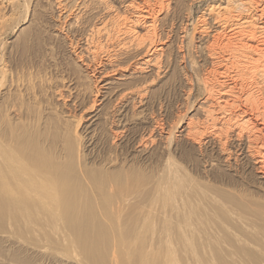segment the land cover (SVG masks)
<instances>
[{"label": "rangeland", "instance_id": "1", "mask_svg": "<svg viewBox=\"0 0 264 264\" xmlns=\"http://www.w3.org/2000/svg\"><path fill=\"white\" fill-rule=\"evenodd\" d=\"M53 1L54 0H0V143H1L0 146H6L9 148L12 146V148H10V149L14 150L13 153L16 152L15 153L16 156L20 155L17 158L19 159L21 157L19 160H21V162L23 161L22 162L23 164L26 163V166L28 168L30 165L28 166V164H27L29 162V158L27 157L28 156L27 154H29V156H30L33 151H35L32 155L33 157L35 156V153H37L38 155L40 154L39 156H42V158L47 159V160L44 159L45 160L44 164L46 161L47 162L49 161L48 163H50L51 161L54 160L55 162H53V166L51 165V163L49 165H48V163L46 164V166H48L49 169L51 167L55 168V170L53 169V173L50 172V170L52 168L50 170H48V168L46 166H44V164H43V166H44L45 172L48 170L49 173H48V171H47V174L45 172H44L45 174L42 173L43 169L40 166V164L42 165V163L40 162V160H37L36 157H34L33 160L35 159L34 162L39 163L37 165H39V167L41 169L38 170V169L34 168L35 163L34 162L32 163V160H30L31 163L33 164V166H32L33 168H29V170L32 169L31 172H34V170L36 169L37 170V171L35 170L36 175H39V176L44 175L45 179L47 181L49 180L46 183L48 186V191H53V190L55 191L56 190L55 192H57L58 194H61V197L64 195L63 197H65V198L68 197L69 195L71 196V194H73V196H77V197H79V195H81L79 197L80 202H79V200H77V197L71 196L72 199H75V202L77 201L80 203L79 204L76 202L77 205H75V206H77L78 208L74 207V214H73L72 209H71V213L69 212V210H70L69 208H67L66 210H68L69 213L68 212L67 213L69 215L71 214L72 217L74 216V218H73L74 222L77 221V219H78V221L81 219V222L84 225L82 223H80V221H79L76 224L80 223L83 226H82V228H80V227L76 228L78 225L76 226V224H74L72 222L73 221L72 217H68L69 215L66 212H65V214L68 215V216H66V218L67 217L68 218H67V220H65L66 219L65 216L62 215V213H61V211H63V209L66 208V207H64L65 203L64 204L60 203L59 208L61 211H60V213H57V216L55 215L54 218L61 219V222H62V219L65 218L62 223L63 224L68 223L66 225L67 227H68L69 222H70L69 220H72L71 223L74 224L76 229H73L74 226L72 228L71 227L72 225L71 226L69 225L71 227V231H72V229L74 230V231H72V235H71V231L66 233V231H64L65 229L64 230L58 229V228H60V225H59V227L58 226L56 227V225L58 223L57 220H56V222L54 221L55 222L54 223L53 220L48 217L49 214H46L48 211H45L46 213L44 212V214H43L42 212L46 208L42 210L43 207H41V206L37 207V205L33 204L30 200V197L28 196V198H29L28 199L27 196L24 194V191H21V192H22V194H24V196H26L27 201H28L26 205L29 207L26 208L24 205L25 203H23L26 201L25 198L23 200L24 196H22V199H21V200H23L22 204H16V206L15 205L12 206L10 203V199L15 195L16 192L18 193V191H14L13 185H12L9 177L7 176V174L3 170V168L0 166V181L3 182V180L4 179L6 180V177H7L9 187L13 188V190L12 189L8 190V186L3 182L4 187H2V190L4 191V204H3V206L0 204V264H56V263L62 264V262H65L63 264H75V263L78 264V262L80 261V258L78 259V257L80 255H82L80 257H83V259H81V261H83V262H81V264H85V262H86V264H88V263L89 264L90 263L98 264V259H100V257L103 258V260L100 261V264H104L103 262L104 261L107 262L106 260H108L107 258L109 256H110L109 257L110 260H108V261H111V258H112V260H114V262H116V264L117 263L118 264H124V263H126V264H133V263L134 264H143L146 257L147 258L145 261H147L148 263L144 262L145 264H153L156 261L157 262L155 264H163V255H164L163 252L164 251L160 245L158 247V244L160 241V239L158 238L160 236L159 230L160 231L162 230V228L159 229V227L161 226V222H159L160 220L158 218H160L161 215L159 217L156 215L159 214L158 210L162 209V205L166 204V202L169 201L168 198L171 199L173 196L170 195L171 193H169L168 197L167 198L165 197L166 200H164L165 198L163 196H162L163 199L161 197H159V200H158L157 199V197H158L157 192H158L159 182H160V184H162L161 182L164 183L165 179H163V177L166 178L168 173L172 172L171 171L172 167H174L172 170L179 169L178 171L176 170L175 172H177V174H179L177 176H180V177L182 176L181 178H179L180 182L182 183L181 187L185 188L184 189L186 191V192L184 191L185 196L188 195L187 197H185L186 199H188V201L184 200V194H183V192L182 193L180 192V195L183 194V195H181L183 198V203H184V201L190 202V204L187 202H186V204H189L188 208H191V209L185 210V211H188L189 215H190L189 212L192 211L191 216L194 215L193 213H195V216H193V217L190 216L191 218L187 217L188 223L190 220H192V221H190V224H192V222H195V223H193L194 225L196 224L195 226H197V224H198V226L202 225L200 230L202 228H205L204 225L205 226L207 225L204 230L202 229V232L205 230L208 231V229H209V231L208 232L206 231V233L204 232V234L206 235L208 233L207 234L208 236L207 235L206 236L210 237V238H211L210 234H212V238L215 235L214 236L215 240L214 239L212 240V238H211V240L213 241V243H214V241H216V243L218 242L217 243L218 245H221V246H218L219 249H217L216 246H215V249H213L214 248L213 245L215 243L213 245H211L212 243H209L211 245V247L209 248L211 250L208 251L209 253L211 251V254H210L211 257L210 258L215 259L217 255H220V257L224 258V256L227 257L230 254H233L234 252L235 253L233 255H237V258H240L241 257L240 255H242L243 257L246 258L248 256L247 251L246 252H243L245 250H243V251L238 250L237 251V249H236L238 246L235 245L236 242L235 243L233 242V238L231 236L232 233H235L234 235L237 238L239 237L238 239L242 238V239H244V241L246 239L251 241L252 243L248 242L247 240L245 241V242H247L246 244H249L250 248L252 247L253 243L258 244V245H253V247L251 249L246 247L247 250L253 249L255 251V252L250 251V255H254L253 258L255 260L250 258V259H252V261L254 260L253 262H251L248 259L241 257L240 258L241 260L244 259V260H242V261H244L243 264H245V263L255 264L254 262L255 261L257 262L259 260H260V264H263L264 261L262 260L263 258L261 256H264V241H263L264 240V238H263L264 237L263 236L264 235V218H263L264 217L263 216V214H264V185H263L264 180L263 179L262 180L257 179L255 177V175L253 174V172L250 171V169H248L249 165H247L243 162L234 163L233 164L234 166L231 168V172H229V175H231L233 177H230L227 174V175H225L226 177L228 176L226 178L225 176H223L224 173L220 170V167L218 164L219 160H217L218 158L216 156H214L216 154H213L211 156L212 158L210 156L207 157V153H206L207 150H206L205 146H202L201 143H199V141H194L193 139L188 138L184 133H182V135H183L182 136L178 132V131H181V128H185L187 126V124L190 122L189 120H190L191 116H192L191 120H193L194 123H197L199 118H201L200 114L198 116V113H195V111H192L193 108L196 106V104H198V102H200L203 98V96L200 95L201 92H199V90H198V89H200V87L197 85L196 75L198 73L197 76H199V73L201 72L200 74H202L203 71L208 72V70H210V68H211V66L209 65L210 64L209 55H208L209 53L207 54V51L209 52V50H211V49H209L210 48L209 46L211 45L213 40L211 39V37H209L210 36L209 35L206 39L203 38L204 39V41H203L199 38L200 36L197 34V32L201 30V26L203 25L202 24L203 21L210 19V21H208V22H211V21H213V19H215L216 13L217 14L220 12L222 13V11L225 10V9H220L222 7H226L225 0H211V1L210 0H208V1L207 0H205V1L204 0L203 1L202 0H193V1L192 0H165V1L164 0H152V2H151V0H146V1H149V5H151V6H154L156 3L159 4V5L158 4L155 5V10L158 12V13H156L157 14V16L155 18L156 21L154 22L155 26L153 25L154 27L150 28V31H151L150 34L153 33V34H155V37H157V41H158L157 47H159V49H160V47L163 48L161 50V54H159L160 56L158 55L159 58L157 57L156 66L154 68H152V70L151 69H147V70L146 69L145 70L140 69V70L134 71V68H135L134 61H131L128 64H125L127 59L125 56H121V57H119L118 60L113 61L110 64V66L112 67V69H111L112 71L107 72V74L105 75V79H110L113 82V89L115 87V89H114L115 92H113L114 94L118 93V92L120 93V91H125L126 89L130 88L132 85H138V87L136 88L138 90L135 89L133 94L135 96H140L143 98V105L141 106L140 109L137 110V111H141L143 115L140 112V114H141L139 117L140 121L136 122L138 124L137 127H133V126L130 127V131H129L128 138H127V140L129 139V141L123 140L126 145L120 139L116 138L115 133H114L115 129H116L115 127H110V128L107 127L106 128L103 125L104 124V116H103L104 113L111 112L112 110L115 109L116 106H118L119 102L113 101V100H116V99H114L115 97L112 99L110 98L111 101L109 100L107 102L108 103L107 106L105 105L106 107L105 108L103 107L101 117H100L99 121L97 122V124L95 123L91 135H88V133L91 129L87 130L88 132H84L85 131V130H83L84 126H86L90 123L88 121V119L91 115L95 114L94 109L96 107H98V105H99L96 102L97 96H95L93 94L94 93V86H93L92 81L94 78L92 77L91 73L89 72L90 70H88L89 69L88 68L89 67L88 61L91 60V57L90 56L85 57V55H82V56L80 55V57H79L78 53L80 52V50H77V48H74L75 46H72V48L69 47V45H70L69 40L72 41V40H74V38H71L72 36H70L68 34H67V36H65L66 31H63V30L61 31L60 29H58L59 26L57 27V25L59 22L56 18H54L55 14L57 12H56V7H53V6H55V3H54L55 1L54 2ZM74 1L75 0H68V1L66 0V2H71V3ZM161 1H162L163 5H167L169 3L168 4L169 7L167 6V8H166V10L168 12L166 10L162 11L159 9ZM195 1H197V2H195ZM106 2L110 3V0H106ZM139 2L141 4H143V1H139ZM203 2H204V4H203ZM212 3H213V5H212ZM115 6H116V8L118 7L116 10L117 12L114 10V8L113 9L109 8V10L106 12V15H112L114 17L122 15L121 16L122 18L120 17L119 21L122 22L123 18H127V20H128L127 22L126 21L123 22V26H124L123 28H126V30H127V28L132 27L131 22H130L133 18V17H131L132 16L131 11L129 13H122L123 8H120L116 4H115ZM209 6H212V7H209ZM216 7H217V9H216ZM188 8H189V11H188ZM230 10H233L232 6H231ZM210 11H212V12H210ZM165 12L169 15H167ZM189 12H192L191 13L192 15L189 14ZM209 12H210V14L208 15ZM165 14H166V17H165ZM53 15H54V17H53ZM163 16H164V18H163ZM157 19H158V21H157ZM160 19L162 20V22ZM163 19H165V21ZM192 20H193V22L191 23ZM83 21H85V19ZM181 21H182V23H181ZM86 23L90 24L91 22L88 20V21H86ZM179 24H181V25H179ZM54 26H55V28H54ZM156 26L158 28H156ZM184 27H186V29ZM216 28H217V26H216ZM153 29H154V32H153ZM142 33L145 34L144 29H139V28L137 29L136 28V29H133L132 31H130L127 34V36H125V37L128 39L135 40V39H138V37L143 36ZM166 35H168V36H166ZM169 35H171V36H169ZM62 37L64 40L65 39L66 40L64 41L62 39ZM59 38H60V40H59ZM177 38H179V39H177ZM195 38H197V39H195ZM159 39H160L161 43L159 42ZM166 39H167V41H166ZM63 41H64V43H62ZM162 41H164V42H162ZM197 41L199 43H197ZM198 44H199V46H198ZM201 47H202V50H201ZM197 48H198V50H197ZM216 51L219 52V49L217 48ZM201 52H203V54H202L203 56L201 55ZM198 56L200 57V59L198 58ZM179 57L182 60L184 58H187V60L189 61L188 64L186 63L187 62L186 59L182 61ZM87 58L89 60H87ZM100 58H101V60H103V62H105V60H106L105 57H100ZM203 59L206 60V62ZM197 60H199V61H197ZM195 62H197L198 64ZM92 64H95V62ZM162 64H164V65H162ZM193 64H194V66H193ZM206 66H209V67H206ZM187 67H188V69H187ZM192 67H194V70L192 69ZM197 67H199L200 69L198 70ZM157 69H159L160 71H157ZM182 69H184V70H182ZM195 69L197 72V73L195 72L196 74L194 72H192V71H195ZM155 73H157V74H155ZM186 76H187V78H186ZM188 81H190V82L188 83ZM192 82H194L193 84H194V87L196 86V88H195V92H194L192 99H189L188 98L189 94H188L187 89H190V84ZM92 100H95V103H93ZM193 100H194V102H193ZM109 102H111V103H109ZM89 104H90V106L93 105L94 107L90 109ZM132 113L130 115H133ZM196 114H197V116H196ZM194 118H196L195 121H194ZM76 123H78V124H76ZM154 123H156V124H154ZM103 126H104V128H103ZM179 127H181V128H179ZM112 128H114V129H112ZM198 128H200V127L198 126ZM135 129L137 130L136 132H134ZM139 129L141 130V132L142 131L143 132L142 133L139 132L140 131ZM151 130H152V132H151ZM170 132L172 133L171 135L173 136V138L176 139V141L178 142V143H176L177 144L176 149H175V147H173V148L167 147V145L169 143V139H170L168 134H170ZM133 134H134V136H133ZM135 135L143 136L144 143L148 144V146L146 144V150H145L146 151L145 152L146 158L144 155L140 159L135 158L136 155L133 152V151H135L134 150L135 147H133V146L131 147V144H130V139L134 140V142H135ZM90 136H92V137H90ZM101 136H102V138H101ZM99 139H100V142H99ZM87 140H90L91 142L86 144ZM96 141H97V143H96ZM119 142L121 143V145ZM3 143H4V145H3ZM91 143H93V145L91 147H89ZM76 144L78 146L80 145L79 148L81 150H78L80 152H77L78 146ZM150 144H152V145H150ZM24 145H25V147H24ZM13 146L15 148L17 146L18 147L15 150V148ZM75 146H77V147H75ZM28 147H29V149L32 147L30 149L31 152H29L30 150L27 149ZM179 148H181L182 150ZM190 148H191V151L189 150ZM121 149H122V151H121ZM124 149H126L127 151L126 150L124 151ZM168 149H170V150H168ZM148 150H150L148 152L149 154L147 153ZM87 151H88V153H87ZM18 152H19V154H18ZM22 152H23V155H22ZM130 152H132V153H130ZM78 155L80 157L83 156V157H81L82 160ZM166 155H167V157H166ZM25 157H26V159H25ZM47 157H49V158H47ZM71 157L74 158V161L71 159ZM125 157H126V159H125ZM30 158H31V156H30ZM53 158H55V159H53ZM76 158L77 159L80 158V160L76 161L77 160ZM171 158L173 159L172 161H171ZM204 158H206V159L204 160ZM213 158H216V159L214 160ZM27 159H28V162H27ZM57 159H58V162L60 161L59 163H57ZM113 159H114V161H113ZM80 161L83 162V164H82L83 166L81 165L82 162H80ZM207 161H208V163L210 161H213L212 163L214 164L212 166L213 169L211 168L212 172L210 174H208L206 172V167L208 165ZM167 162L171 163L172 165H170L169 163L167 165L166 164ZM55 163H57L58 166L60 165L62 167H65L62 170L63 172H64V169L68 170V171L66 170L63 173V174L66 173L65 175L69 174V177H67L68 175L66 176L67 180H64L66 178H64L65 175H62V171H58V173L61 172V175H62L61 180L64 182H68L69 180H71L70 176H73V173H74V177H73L74 180L73 181H75V179H76L75 178V172L78 171L76 173L77 180L74 182L75 184L72 183L73 182L72 180L68 182L69 185H75L74 187L71 186V188L68 190V189H65L67 187L69 188V186H66V185H68V183L65 185V184H61L62 181H60L61 183L57 179L55 181L54 171H56V169H57L56 167H58L55 165ZM85 163H86V166H84ZM108 164L110 165L109 168H107V166H109ZM165 164H166V166H165ZM173 164H175V165L173 166ZM37 165H35V166H37ZM50 165H51V167H50ZM132 165H133V167H132ZM138 165H139V167H138ZM205 165H206V167H205ZM54 166H56V167H54ZM96 166H99V169ZM27 167H26V169H27ZM62 167H59L60 168L59 170H61ZM80 167H81V170H80ZM87 167H88V169H87ZM91 167H93V169ZM164 167L166 169L169 167L168 173L165 171L166 169ZM234 167H236V168H234ZM83 168H84V170H83ZM103 168L106 170H109V172L113 171L114 173H110L111 174L110 175L107 172V174H106V172L104 171ZM23 169H24V171H23ZM26 169H25V166H24V168L22 167V169L20 171L24 172L25 176L23 175V176H20L17 178V179H21V177L23 178L22 181L20 180L22 185L25 184V180H28V179L31 180V179H33V176L35 175L34 173H30V171H28ZM96 169H97V173H99V174H97V176L94 177V179H96L98 177V181H95V180L92 181L91 185L84 183L82 180L83 179L82 174L84 173V171L89 170L90 172H88V171H85V172L86 173L88 172L90 175L92 173H93V175H95ZM163 170L166 173L163 172ZM70 171H71V174H70ZM101 171H102V173H101ZM119 172H121V173H119ZM38 173H40V174H38ZM79 173H81V174L79 175ZM104 173L107 177H105ZM164 173L167 175H165ZM30 174H32L33 176ZM102 174H103L104 178L108 180L109 185L111 184L112 189H110V187H109V189H108V187H106V189H107V191H106V189L102 188V186L99 185V183H101L100 180H102L101 178H103V176H100ZM113 174H116V175H114L116 178L113 176ZM117 174H119V176ZM182 174L185 176V179H184V176ZM27 175H29V177ZM51 175H53V176L51 177ZM78 175L81 176L82 179L78 178ZM162 175H165V176H162ZM109 176L114 177L116 179V181L114 179L113 180L114 182H113L112 177H111L112 178L111 180L108 179ZM99 177H100V180H99ZM122 177L125 179V181ZM118 178L119 179L122 178V179L119 180ZM17 179H15V181L19 182V180H17ZM52 179H54V180H52ZM126 179H127V181H126ZM179 179H178V181H179ZM182 179H183V181H182ZM79 180H81L82 182L81 181L79 182ZM121 180H123V183L121 182ZM186 181H188V182L190 181V182L188 183ZM94 182H95L96 186H97V184L99 186L95 187L93 185ZM120 182L122 183V186H121ZM58 183H59V185L60 184L63 185V187L58 188V186H56V185H58ZM81 183L85 184L86 186L82 185ZM126 184H128L129 186ZM133 184H134L135 188H133ZM258 184H261V185H258ZM114 185H115V187H114ZM131 185H132V188H131ZM185 185H187V186H185ZM89 187H91V188H89ZM99 187H101L102 190H99ZM62 188H63V190H62ZM34 189H35V187H34ZM50 189H52V190H50ZM73 189H75L76 195H75ZM35 190L37 192L39 191V189H35ZM110 190H111V192H110ZM125 190H126V193H124ZM194 190H196V191H194ZM198 190H199L200 196L197 195ZM226 190H228V192ZM90 191H91V193H90ZM92 191L95 193H92ZM122 191L124 194L122 193ZM130 191H132L131 194H130ZM134 191L135 192L138 191L137 192L138 195L136 193L133 194ZM21 192H20V194H21ZM191 192H192V197H193L192 200L195 203L190 199L192 197H189ZM67 193L68 194L70 193V194L68 195ZM77 193H78V195H77ZM111 193H112V195H111ZM127 193L129 195H134V197H136L135 203L137 202L136 203L138 206L137 208H139V209L138 210L136 209V210L138 212L136 210L131 209L132 212L129 213L130 211L128 208V210H125V211L126 212L129 211L128 212L129 214L126 213L125 211H124V213L126 215H129V216L131 215L129 217L130 221L129 222L127 221L128 216H126V215L124 216V214L122 212H121L122 215L120 216L121 218H118V220L119 219L120 220L117 221V219H114V218H117L118 215H120L119 213H118V215L115 214L116 212H118V207L120 208V205H118L120 199L119 200H117V199H118V197L122 198L123 196L128 195ZM82 194H83V196H82ZM94 194H96V195H94ZM135 194H136V196H135ZM92 195H94V197ZM102 195H103V197H102ZM144 195H145V198H144ZM202 195H203V198L201 197ZM87 196H89L90 198L92 197V198L90 199ZM152 196L154 197V199L155 198L157 199L156 204H155V201L153 200ZM18 197H19V194L17 195L16 199H19ZM220 197H222V200ZM225 197H226V199H224ZM230 197L236 198L237 201L235 199L233 201L230 200L229 199ZM100 198H103V199H100ZM160 198H161L162 202H161ZM207 198H208V200H206ZM240 198H242V201ZM88 199H90L92 201V202L90 201L91 205H90V202L88 201ZM149 199H150V201L153 200L152 201L153 203L151 202L153 205L155 204L154 205L155 207L153 206V208H154L152 211L153 214L158 207L161 208V209L158 208L156 214H154V215L152 213H150V211L152 209L149 210L150 209L149 205L151 204ZM177 199H179V198H176V200ZM197 199H199V200H197ZM213 199H215L216 203ZM239 199H240V203H242L241 205H240V203H238ZM247 199L249 200V202ZM251 199H253V200H251ZM100 200H102V201H100ZM116 200L118 201V203H116ZM143 200H145L146 202ZM212 200L214 202H211ZM218 200H219V203H217ZM15 201H13V203ZM20 201L17 200L15 203H17V202L19 203ZM206 201L208 203H205ZM220 201L224 202L225 205H227L226 202H228L227 207L224 205V203L221 204L222 205L221 206ZM253 201H255L256 203H254ZM29 202H31L30 203L31 205L30 204L28 205ZM147 202H148V205L146 204ZM196 203H197L198 207H196L197 206V205H195ZM230 203H231V207H230ZM234 203H237V207H236V204H234ZM113 204L115 205L116 209L114 208ZM140 204L142 205L141 208H140V206H141ZM144 204H145V206H144ZM158 204L161 206H159ZM168 204H169V202H168ZM62 205L64 207L63 209H61ZM89 205H90V207H89ZM92 205H93V207H91ZM166 205H165V207H166ZM184 205H185V203H184ZM199 205H202V206H199ZM216 205H217V207L215 208ZM232 205L235 207V209L233 208ZM253 205H255L254 206L255 208L253 207ZM14 206H15V208H14ZM168 206L169 205H167V207ZM262 206H263V209H260V208H262ZM19 207H20V209H19ZM35 207L37 208V210L42 211L41 215L39 214V212L36 210ZM79 207H80V209H79ZM195 207H196V209L198 208L197 210H199V213L201 212V210H203V212L205 210L204 214L207 217L204 216V214H202L204 217H202L201 214L198 215V211H195ZM200 207H202L201 210H200ZM223 207H225L226 209ZM76 208L78 210H76ZM113 208H114V210H113ZM131 208H133V207L131 206ZM151 208H152V206H151ZM210 208H212V209L210 210ZM140 209H142V213H144V214L147 211V214H145V215L150 214L149 217L147 216V218H150V220H152L149 222V224L147 221L148 219L146 218V216L144 214L141 213ZM223 209H225L226 211L228 209L229 211L225 212V210L223 211ZM25 210H26V212L28 211L27 215H25V213H26ZM75 210H76V212L78 211V214L75 212ZM101 210H102V212H101L102 215L100 214ZM104 210L105 211L109 210V211L105 212ZM34 211L36 213H38L39 216ZM79 211H80L81 217H84V218L79 219V217H80ZM114 211H115V213H114ZM165 211H166L167 216L170 214L169 216L171 217V222L173 220H175V218H174L175 214L171 215V210L169 211V209L167 210V208H166ZM212 211L214 212V214ZM56 212H58V210ZM56 212H55V214H56ZM110 212H111V214H110ZM182 212L184 213V210ZM211 212H212V216L214 217V218L212 217L213 219L212 218L210 219ZM229 212H230V215H229ZM29 213H32L33 215H30ZM135 213H136V217L134 215ZM34 214H36L37 216H35ZM76 214L78 215V218H77ZM85 214H88L89 216H86ZM114 214H115V216L117 215V217H115ZM139 214H142V215H139ZM217 214H218V216H215ZM227 214H228V217H227ZM42 215H44V216H42ZM60 215H61V217H60ZM97 215L101 218H99ZM104 215L106 216V218L104 217ZM138 215L143 216L142 219L139 218V220H138L137 219L139 217ZM186 215H187V212L185 213L184 216H186ZM189 215H187V216H189ZM260 215L262 217H260ZM85 216L88 218L90 216H91L90 218H93V217L94 218L91 219V221L89 218V221H87L88 219ZM132 216H134L133 217V219H134L133 224L131 223L132 222L131 221ZM199 216L202 219H200ZM232 216L240 218L241 222L243 221L242 223L247 225V226L244 225V227H246V230L244 227L240 228L241 226H236V223L233 224L234 222H231L232 219L230 218ZM25 217H27V218H25ZM37 217H39V218L42 217L41 218L42 220L37 218ZM43 217H45V218L43 219ZM151 217H152V219H151ZM251 217L252 218L255 217L254 218L255 221ZM28 218H29V220H27ZM122 218H124V219H122ZM144 218H146V219H144ZM172 218H173V220H172ZM198 218L202 224L199 223ZM207 218L210 220V222H209V220H207ZM258 218H259V220H258ZM37 219H39L40 222ZM50 219L52 221H50ZM82 219H84L85 223ZM196 219L198 221H196ZM203 219L208 221V222L206 223L205 221H203ZM217 219L219 220V222ZM45 220H46V222H48L46 227L44 225ZM93 220L95 223L94 226H92ZM123 220L127 221L126 225L122 226L121 230L116 229V231H115L114 228L117 226L119 227V223L120 224H121V222L124 223ZM141 220L143 222H144V220H146L145 221L146 223L145 222L144 223L148 226L144 225V223H141L142 222ZM201 220L204 222V224ZM251 220L254 221V222H252V224H251ZM28 221H29V223H28ZM66 221H67V223H66ZM116 221H117V223L119 222L118 224L116 223L117 226L114 225V222H116ZM134 221H135V223H134ZM244 221L246 223H244ZM260 221L261 222L263 221L262 225H261ZM24 222H26L25 224H27V226L24 225ZM52 222L54 223L53 225H52ZM87 222H88V226L90 224H92V225H90L88 227L86 225ZM98 222H100L99 225L96 224ZM173 222H175V221H173ZM33 223H36V225H34ZM41 223H42V225H41ZM108 223L111 224L112 227H110L111 225L109 226ZM128 223H129V226H128ZM130 223H131V227L133 225V227L130 228V230L132 231V229H134L132 232L129 230ZM138 223L144 225L145 228H141L142 226L139 225ZM150 223L151 224L156 223L155 224L156 227L154 226V228L151 232H149L150 230L148 229L149 226L151 225ZM209 223L210 224L212 223L213 225L212 224L210 225ZM214 223L216 225L215 229H213L215 226ZM229 223L232 224L231 227L229 226L230 225ZM258 223H260V225ZM58 224H61L60 221ZM102 224L104 227H102ZM253 224H256V225L254 226ZM137 225H139L138 228H137ZM223 225H225V226H223ZM36 226H38L40 230ZM61 226H62V224H61ZM99 226H100V228H98ZM47 227H48V230H47ZM53 227H56L57 229L55 228V230H58V231H55V233H54ZM67 227H65V228H67ZM86 227H87V229H85ZM95 227L97 230L96 232L98 234L95 233ZM218 227L219 228L221 227L224 231L221 228L219 229ZM227 227H228V230H227ZM247 227H248V230H247ZM42 228H45L47 233L42 234L40 231L41 230L45 231ZM90 228H94V231H93V229H91L93 232L90 230L91 233H87L86 231L89 232L88 229H90ZM111 228H113V229H111ZM235 228L237 229V231ZM136 229L139 231V235H138V231ZM142 229L143 230L145 229L144 231H146V232L144 233V231H140ZM250 229H251V231H250ZM49 230L53 231V232H50ZM125 230L127 231L128 235L125 234L126 233ZM210 230L212 233L210 232ZM212 230H214V232L216 231L217 233L214 234V232ZM225 230H227V231L225 232ZM229 230H230V234L228 233ZM62 231H64L66 233L65 235L67 236V239L64 237L65 235L63 234ZM80 231L81 232L84 231L83 233H85V235L89 234L88 235L89 237H87V235H86L87 241H85L86 237H85V235L83 236V233H80L81 235L79 234L81 236V238H80V236H79V238H77L78 237L77 232L79 233ZM234 231H236V232H234ZM246 231H248L247 234H246ZM249 231L252 233H250ZM255 231H257V232H255ZM48 232L53 233V235L52 234L49 235L50 233H48ZM120 232H122V233H120ZM130 232L132 234H130ZM222 232H224V235H226L228 233L226 235L227 237H225ZM38 233L39 234L41 233V235H38ZM56 233L59 235L62 234L61 236H63V238L66 239V240L62 239L63 243H67V240L71 236H74L75 241H76V238L80 239V240L77 243L73 239L72 240L75 243H73L72 240H70L69 241V242H71L70 244L73 243V245L71 246L70 244H68L69 243L68 242L65 246L66 247L70 246V247L67 248V250H66L65 246L62 247L60 245L61 241H59V240H61V237L59 236V238H57ZM119 233L121 234V236ZM248 233H250V234H248ZM253 233L254 234L256 233V234L253 235ZM44 234H47L46 237H48V235H49L51 239L53 237L54 238L56 237L58 239L57 241H59L60 244L58 243L55 245V243H57V241L55 240L56 242L54 243V241H51V239L50 240L48 239L49 237L48 238L43 237L44 239H42L41 236L42 235L44 236ZM54 234H55V236H54ZM67 234H69V235H67ZM90 234H92L93 236L98 235V237L94 236L95 237L94 238V237H92V235L90 236ZM122 234H124V236L125 235L127 236V237L125 236V238L128 239L129 236H130V238L127 240L122 236ZM135 234H136V236L137 235L138 236L137 237L134 236ZM216 234H218V235H216ZM244 234L246 237L243 236ZM151 235L154 237H151ZM8 236H10L11 238ZM33 236H34V238H33ZM82 236H83V238H82ZM219 236L220 237L222 236L221 239L219 238ZM228 236L231 237V239ZM91 237H92V239H91ZM149 237H151L152 239ZM247 237H249V238H247ZM28 238L32 243L30 241H28ZM39 238H40V241H38ZM93 238L95 239V241L97 240V243H98V244H95V246L97 245L98 248L100 249V251L98 250L99 253H97V254H99V257H98V255L96 256V254H95V249L97 250L98 248L95 247V249H93V246H94ZM122 238H124V240L126 242H124V240ZM132 238H133V240H132ZM216 238H218V239L216 240ZM227 238L230 240H228ZM41 239L44 242H42ZM47 239L50 241L49 242V243H51L50 245L54 246V247L49 246ZM156 239H157V241H156ZM21 240L22 241L24 240V241L22 242ZM32 240H34V241H32ZM225 240H226V243L224 242ZM80 241H83L84 243L87 242L90 245V247L86 246L87 249H89V250L86 253L83 252V254H87L88 252H91L90 255L94 259L93 261L91 260V262H89L90 255L87 256L89 253L86 255L87 257H85V255L80 253L81 250L79 251L78 250L79 248L77 249V251L76 250L74 251V249H76L75 247L79 244H80L79 246L81 248L82 247L85 248L84 243L80 242ZM138 241H140V242H138ZM212 241L209 240V242H212ZM262 241H263V243H262ZM36 242H39L40 245L39 244L36 245ZM87 243L85 245H87ZM119 243H121V244L119 245ZM149 243L151 244L150 246H149ZM228 243H231V244H228ZM42 244H46V245H42ZM126 244H128V245L126 246ZM262 244H263V248H262ZM227 245H228V247H226ZM229 245H230V247H229ZM30 246H32V247H30ZM42 246H45V248L48 247V248H46L47 250L52 249V250H54V252L52 250L47 251L45 248H43L45 250L44 251L41 249ZM99 246H101V248ZM254 246H256V247H254ZM149 247H150V249H149ZM157 247H158V249H157ZM225 247L228 250L233 248L232 250H234V252L232 253V250H231V252L226 251L227 249H225ZM34 248H35V250H34ZM113 248H115V249H113ZM39 249H40V251L41 250L42 251L40 252ZM148 249L150 250V252ZM220 249H222V250H220ZM63 250H65V251H63ZM82 250H84V249H82ZM105 250L106 251L108 250V251L106 252ZM119 250H121V251H119ZM218 250L220 252L222 251L223 253L221 252L219 254ZM55 251H56L57 256H58V254L59 255H61V254L64 255L65 253L66 254L63 257L61 256L60 260H59L58 259L59 256L57 258V256L54 255ZM71 251L80 253V255H77V253H75L77 258H75V260H74L75 262H72V263L70 261H68L69 257L71 259V255L73 254V252L69 253ZM123 251H125V252L123 253ZM133 251L135 253H133ZM146 251L149 252L148 253L149 256L146 255L147 254V253H145ZM42 252H44V253H42ZM59 252H61V253H59ZM105 252L106 253L111 252L110 254L113 253L114 255H109V253L105 254ZM208 252H207V254H208ZM224 252H226L227 254H224ZM68 253H69V255L70 254L71 255L68 256ZM125 253H127V254H125ZM136 253H137V255H136ZM213 253L215 254V257H212V256H214ZM123 254H125V255L123 256ZM132 254H134V256ZM156 254H157V256H156ZM128 255L131 257L128 258ZM154 255H155V257H154ZM258 255H260V256H258ZM47 256H49L51 258H49ZM66 256H68V257H66ZM105 256H108V257L105 259ZM120 256H121V258H120ZM135 256H136L137 261H138V262L136 261V263H135V260H134V262H132L133 260L131 259L132 257H133V259H136V258H134ZM238 256H240V257H238ZM255 256H258L257 257L258 259H256ZM74 257L75 256L72 255L71 260H73ZM88 257H89V259H87ZM62 258H67V259L64 260ZM114 258L116 259V261ZM121 259L124 261L122 262ZM161 259H162V261L160 262ZM211 259H209V260H211ZM127 261H129V262L127 263ZM158 261H159V263H158ZM109 263L111 264L113 262H109ZM109 263H107V264H109Z\"/></svg>", "mask_w": 264, "mask_h": 264}, {"label": "bare ground", "instance_id": "2", "mask_svg": "<svg viewBox=\"0 0 264 264\" xmlns=\"http://www.w3.org/2000/svg\"><path fill=\"white\" fill-rule=\"evenodd\" d=\"M55 1V2H54ZM53 2L55 3V6H53V7H56V14H55V17H54V15H53V17L54 18H56L57 20H58V25H57V27H58V29H60L61 31L63 30V31H66V35L65 36H67V34L68 35H70V36H72L71 38H74V40H69L70 41V45H69V47H71L72 48V46H75L74 48H77V50H80V52L78 53V55H79V57H80V55L82 56V55H85V57H88V56H90L91 57V60L90 61H88V70H90L89 72L91 73V75H92V77L94 78L93 79V81H92V83H93V86H94V95L95 96H97V103L99 104L98 105V107H96L95 109H94V111H95V114L94 115H91L90 117H89V119H88V121L90 122L88 125H86V126H84V128H83V130H85L84 132H88L87 130H90L89 131V133H88V135H91V133H92V131H93V127H94V125H95V123L97 124V122L99 121V119H100V117H101V114H102V111H103V107L105 108L106 106H107V102L110 100V98L112 99V98H114V99H116V100H113V101H117V102H119L118 103V106H116L115 107V109L114 110H112L111 112H106V113H104V126L107 128V127H115L116 129H115V136H116V138H118V139H120L124 144H125V140H127V138H128V134H129V131H130V127H137L138 126V124L136 123V122H138V121H140L139 119V117H140V115L142 114V112L141 111H137L138 109H140L141 108V106L143 105V98L142 97H140V96H135L133 93H134V90L138 87V85H132L130 88H128V89H126L125 91H120V93L118 92V93H113V92H115L114 91V89H115V87H114V89H113V82H112V80H110V79H105V75L107 74V72H109V71H112L111 69H112V67L110 66V64L113 62V61H116V60H118L119 59V57H121V56H125L126 57V59H127V61H126V63L125 64H128L129 62H131V61H134V64H135V68H134V71H136V70H147V69H151L152 70V68H154L155 66H156V64H157V57H158V55L159 54H161V50L163 49V48H161L160 47V49H159V47H157V37H155V34H150V28H152V27H154L155 25H154V22L156 21L155 20V18H156V16H157V14L156 13H158L156 10H155V5L156 4H158V3H156L154 6H151V5H149V1H146V0H110V3H107L106 2V0H75L74 2H66V0H54ZM68 1V0H67ZM139 1H143V4H141ZM165 1V0H164ZM193 1V0H192ZM191 1V2H192ZM203 1V0H202ZM205 1V0H204ZM208 1V0H207ZM211 1V0H210ZM151 2H152V0H151ZM190 2V1H189ZM195 2H197V1H195ZM194 2V3H195ZM201 2V1H200ZM71 3V4H70ZM199 3V2H198ZM215 3V2H214ZM115 4L116 5H118L120 8H123V10H122V13H129L130 11H131V13H132V16L131 17H133L132 18V20L130 21L131 22V26L132 27H130V28H127V30H126V28H123L124 26H123V22H127L128 20H127V18H123V21L121 22V21H119L120 20V17L122 16V15H119V16H116V17H114V16H112V15H106V12L109 10V8L110 9H113L114 8V10L116 11L117 10V8H116V6H115ZM169 4V3H168ZM168 4L167 5H163L162 4V1L160 2V6H159V9L160 10H166V8H167V6H168ZM192 4V3H191ZM201 4V3H200ZM203 4H204V2H203ZM206 4V3H205ZM225 4H226V7H222V8H220V9H225L224 11H222V13L220 12V13H216V15H215V19H213V21H211V22H208V21H210V19H207V20H205V21H203V25L201 26V30L200 31H198L197 32V34L200 36L199 38L201 39V40H203L204 41V39H206L209 35V37H211V39L213 40L212 41V43H211V45L209 46L210 48L209 49H211V50H209V52L207 51V54L209 55V60H210V66H211V68H210V70H208V72L207 71H203L202 72V74H200L199 73V76H197L198 75V73L196 72V69H195V71H192V72H196L197 73V75H196V80H197V85L200 87V89H198L199 90V92H201V94L200 95H202L203 96V98H202V100L200 101V102H198V104H196V106L193 108V110L192 111H195V113H198V116H199V114H200V116H201V118H199V120L197 121V123H194L193 122V120H191V117H190V122L187 124V126L185 127V128H181V127H179V128H181V131H178L179 132V134L180 135H182V133H184L188 138H191V139H193L194 141H199V143H201V145L202 146H205V148H206V153H207V157L208 156H212L213 154H216V155H214V156H216L218 159L217 160H219V162H218V164H219V167H220V170L224 173L223 174V176H225V175H229V172H231V168L234 166L233 164L234 163H238V162H243V163H245V164H247V165H249V167H248V169H250V171H252L253 172V174L255 175V177L257 178V179H263L264 180V0H225ZM54 5V4H53ZM159 5V4H158ZM189 5V4H188ZM212 5H213V3H212ZM222 5V4H221ZM208 6V5H207ZM215 6V5H214ZM231 6H232V9L233 10H230L231 9ZM169 7V6H168ZM209 7H212V6H209ZM220 7V6H219ZM119 8V9H120ZM146 8V9H145ZM55 9V8H54ZM214 9V8H213ZM216 9H217V7H216ZM191 10V9H190ZM215 10V9H214ZM156 11V12H155ZM167 11V10H166ZM188 11H189V8H188ZM117 12V11H116ZM168 12V11H167ZM210 12H212V11H210ZM210 12L208 13V15L210 14ZM130 13V14H131ZM166 13V12H165ZM171 13V12H170ZM192 12H189V14H191ZM105 14V15H104ZM119 14V13H118ZM121 14V13H120ZM167 14V13H166ZM166 14H165V17H166ZM205 14V13H204ZM167 15H169V14H167ZM192 15V14H191ZM161 16V15H160ZM202 16V15H201ZM213 16V15H212ZM162 17V16H161ZM192 17V16H191ZM190 17V18H191ZM209 17V16H208ZM87 18V19H86ZM122 18V17H121ZM163 18H164V16H163ZM186 18V17H185ZM212 18V17H211ZM85 19V21H83ZM166 19V18H165ZM165 19H163L164 21H165ZM90 21L91 23L90 24H87L86 23V21ZM130 20V19H129ZM161 20V19H160ZM199 20V19H198ZM201 20V19H200ZM157 21H158V19H157ZM167 21V20H166ZM173 21V20H172ZM161 22H162V20H161ZM193 22V20L191 21V23ZM179 23V22H178ZM181 23H182V21H181ZM198 23V22H197ZM196 23V24H197ZM56 24V23H55ZM54 24V25H55ZM125 24V23H124ZM154 25V26H153ZM162 25V24H161ZM179 25H181V24H179ZM200 26V25H199ZM216 26H217V28H216ZM215 27V28H214ZM54 28H55V26H54ZM144 29L145 30V34H143V36H140V37H138V39H135V40H132V39H128V38H126L125 36H127V34L130 32V31H132L133 29ZM156 28H158L157 26H156ZM185 29H186V27H184ZM193 28V27H192ZM132 29V30H131ZM198 29V28H197ZM79 30V31H78ZM183 30V29H182ZM193 30V29H192ZM195 30V29H194ZM172 31V30H171ZM170 31V32H171ZM186 31V30H185ZM153 32H154V29H153ZM168 33V32H167ZM172 33V32H171ZM135 34V33H134ZM157 34V33H156ZM159 34V33H158ZM173 34V33H172ZM176 34V33H175ZM166 36H168V35H166ZM169 36H171V35H169ZM194 36V35H193ZM61 38V37H60ZM60 38H59V40H60ZM70 38V39H71ZM204 38V39H203ZM62 39H63V37H62ZM177 39H179V38H177ZM194 39V38H193ZM195 39H197V38H195ZM64 40V39H63ZM66 40V39H65ZM64 40V41H65ZM62 41V40H61ZM64 41L62 42V43H64ZM166 41H167V39H166ZM199 41V40H198ZM197 41V43H199ZM159 42L161 43V41H160V39H159ZM162 42H164V41H162ZM171 42V41H170ZM202 43V42H201ZM204 43V42H203ZM68 44V43H67ZM66 44V45H67ZM65 45V44H64ZM161 45V44H160ZM196 46V45H195ZM198 46H199V44H198ZM204 47V46H203ZM65 48V47H64ZM196 48V47H195ZM219 49V52L218 51H216V49ZM72 50V49H71ZM197 50H198V48H197ZM201 50H202V47H201ZM205 51V50H204ZM185 53V52H184ZM206 53V52H205ZM74 54V53H73ZM203 54V52H201V55ZM186 55V54H185ZM184 55V56H185ZM207 55V56H208ZM160 56V55H159ZM182 56V55H181ZM180 56V57H181ZM190 56V55H189ZM203 56V55H202ZM100 57H105V62H103V60H101V58ZM179 57V58H180ZM187 57V56H186ZM159 58V57H158ZM198 58L200 59V57L198 56ZM203 58V57H202ZM207 58V57H206ZM181 59V58H180ZM187 60V58H184L183 60ZM205 59V58H204ZM203 59V60H204ZM87 60H89L88 58H87ZM182 60V59H181ZM182 60V61H183ZM194 60V59H193ZM208 60V59H207ZM197 61H199V60H197ZM205 62H206V60H204ZM95 62V64H92V63H94ZM188 60H187V64H188ZM208 62V61H207ZM159 63V62H158ZM193 63V62H192ZM195 63H197V62H195ZM204 63V62H203ZM209 63V62H208ZM91 64V65H90ZM198 64V63H197ZM162 65H164V64H162ZM186 65V64H185ZM192 65V64H191ZM205 65V64H204ZM67 66V65H66ZM166 66V65H165ZM193 66H194V64H193ZM201 66V65H200ZM185 67V66H184ZM190 67V66H189ZM206 67H209V66H206ZM164 68V67H163ZM183 68V67H182ZM204 68V67H203ZM160 69V68H159ZM159 69H157V71H160ZM187 69H188V67H187ZM192 69L194 70V67H192ZM197 69L199 70L200 68L199 67H197ZM202 69V68H201ZM208 69V68H207ZM182 70H184V69H182ZM197 70V71H198ZM178 71V70H177ZM181 71V70H180ZM155 72V71H154ZM189 72V71H188ZM205 72V73H204ZM195 73V74H196ZM155 74H157V73H155ZM185 76V75H184ZM186 78H187V76H186ZM190 78V77H189ZM182 80V79H181ZM188 80V79H187ZM192 80V79H191ZM72 81V80H71ZM70 82V81H69ZM190 81H188V83H189ZM196 82V81H195ZM194 82H192L191 84H190V89H187V91H188V98L189 99H192V97H193V95H194V92H195V88H196V86L194 87V84H193ZM68 84V83H67ZM72 84V83H71ZM181 85V84H180ZM182 86V85H181ZM140 87V86H139ZM136 90H138V89H136ZM197 90V91H198ZM91 93V92H90ZM92 94V95H93ZM142 98V99H141ZM187 98V97H186ZM111 101V100H110ZM191 101V100H190ZM92 102L93 103H95V100H92ZM193 102H194V100H193ZM109 103H111V102H109ZM145 104V103H144ZM106 105V106H105ZM89 107H90V109L91 108H93L94 106L93 105H91L90 106V104H89ZM100 108V109H99ZM136 113H135V112ZM143 111V110H142ZM133 112V113H132ZM140 112H141V114H140ZM133 114V115H130V114ZM194 113V114H195ZM131 117H130V116ZM143 115V114H142ZM195 116V115H194ZM196 116H197V114H196ZM195 119L196 118H194V121H195ZM183 120V119H182ZM79 121V120H78ZM157 121V120H156ZM177 122V121H176ZM180 122V121H179ZM142 123V122H141ZM161 123V122H160ZM166 123V122H165ZM174 123V122H173ZM178 123V122H177ZM76 124H78V123H76ZM154 124H156V123H154ZM159 124V123H158ZM175 124V123H174ZM135 125V126H134ZM140 125V124H139ZM172 125V124H171ZM176 125V124H175ZM104 126H103V128H104ZM169 126V125H168ZM198 126L200 127V128H198ZM141 127V126H140ZM153 127V126H152ZM172 127V126H171ZM105 128V129H106ZM139 128V127H138ZM150 128V127H149ZM159 128V127H158ZM175 128V127H174ZM173 128V129H174ZM112 129H114V128H112ZM107 130V129H106ZM140 130V129H139ZM167 130V129H166ZM175 130V129H174ZM173 130V131H174ZM103 131V130H102ZM132 131V130H131ZM137 130L135 129L134 130V132H136ZM168 131V130H167ZM139 132H141V130L139 131ZM143 132V131H142ZM141 132V133H142ZM151 132H152V130H151ZM175 132V131H174ZM102 134V133H101ZM100 134V135H101ZM146 134V133H145ZM172 133L170 132V134H168V136H169V143H168V145H167V147L168 148H170V147H175V149H176V143H178L177 141H176V139H174L173 138V136L171 135ZM174 134V133H173ZM105 135V134H104ZM103 135V136H104ZM131 135V134H130ZM93 136V135H92ZM92 136H90V137H92ZM106 136V135H105ZM133 136H134V134H133ZM183 136V135H182ZM176 137V136H175ZM181 137V136H180ZM101 138H102V136H101ZM104 138V137H103ZM111 138V137H110ZM130 138V137H129ZM134 138V137H133ZM132 138V139H133ZM166 138V137H165ZM177 138V137H176ZM98 139V138H97ZM107 139V138H106ZM156 139V138H155ZM179 139V138H178ZM187 139V138H186ZM119 140V141H120ZM124 140V141H123ZM144 139H143V136H141V135H135V142H134V140H131L130 139V144H131V147L133 146V147H135V151H133L134 153H135V155H136V159H140L143 155L145 156V150H146V144L147 143H144V141H143ZM152 140V139H151ZM167 140V139H166ZM103 141V140H102ZM113 141V140H112ZM127 141H129V139L127 140ZM89 142H91L90 140H87L86 141V144L87 143H89ZM99 142H100V139H99ZM154 142V141H153ZM185 142V141H184ZM96 143H97V141H96ZM102 143V142H101ZM100 143V144H101ZM120 143V142H119ZM181 143V142H180ZM7 144V143H6ZM78 144V143H77ZM76 144V145H77ZM128 144V143H127ZM129 144V145H130ZM154 144V143H153ZM0 145H1V143H0ZM3 145H4V143H3ZM72 145V144H71ZM93 145V143H91L90 144V146L89 147H91ZM120 145H121V143H120ZM123 145V144H122ZM126 145V144H125ZM150 145H152V144H150ZM22 146V145H21ZM20 146V147H21ZM28 146V145H27ZM74 146V145H73ZM78 146V145H77ZM77 146H75V147H77ZM80 146V145H79ZM79 146H78V148H77V152H80V151H78V150H81L80 148H79ZM105 146V145H104ZM119 146V145H118ZM124 146V145H123ZM147 146H148V144H147ZM183 146V145H182ZM14 147V146H13ZM18 147V146H17ZM16 147V148H17ZM24 147H25V145H24ZM34 147V146H33ZM126 147V146H125ZM130 147V146H129ZM150 147V146H149ZM199 147V146H198ZM10 148H12V146L10 147ZM9 147H6V146H0V166L3 168V170L6 172V174H7V176L9 177V179H10V181H11V183H12V185H13V188H14V191H18V193L16 194L15 193V195L10 199V203H11V205L13 206V205H15L16 206V204H22V201L24 200V198L26 199V201L25 202H23V203H25L24 205H25V207L27 208V207H29V206H27L26 204H27V198H28V196L30 197V200H31V202L33 203V204H35V205H37V207L38 206H41V207H43L42 208V210L43 209H45L43 212L41 211V210H37V208H36V210L39 212V214L41 215V212L44 214V212L45 211H48L46 214H49V218H51L52 220H53V222L55 221L56 222V220H57V222L59 223V221H60V223L62 224V226H61V224H58L57 223V225H56V227L58 226L59 227V225H60V228H58V229H60V230H64V231H66V233L67 232H69V231H71V227L73 228V226H74V224H76L77 222H79L80 221V223H82L81 222V219L80 218H84V217H81V215H80V211H79V221H78V219H77V221H75L74 222V220H73V218H74V216L72 217L71 216V214L69 215L68 213L70 212L71 213V209H72V211H73V214H74V207H77V206H75V205H77V203H79L80 202V199H79V197L81 196V195H79V197H77V196H73V194H71V196L72 197H77V200H79V202H75V199H72L71 198V196L69 195L68 197H61V194H58L57 192H55L54 190L53 191H48V186H47V182L49 181H47L46 179H45V177H44V175H41V176H39V175H36L35 173V170L36 169H43V172L42 173H44L45 172V170H44V166H46V164L49 162H45V164H44V159H46V158H42V156H39L37 153H35V156L34 157H36L37 158V160H40V162L42 163V165L40 164V166H41V168L39 167V165H37V164H39V163H35L34 161H35V159L33 160V153L35 152V151H33L32 152V154L30 155L31 156V158H30V156H29V154H27L28 156V158H29V162H28V159H27V164H28V166H29V168H33L32 166H33V162L35 163L34 164V168H36L35 170H34V172H31V170L32 169H30L29 170V168L26 166V163L25 164H23L22 162H21V160H19L17 157H19L20 155H18V156H16L15 155V153L16 152H14L13 153V151L14 150H11ZM15 148V147H14ZM16 148H15V150H16ZM32 148V147H31ZM30 148V149H31ZM70 148V147H69ZM68 148V149H69ZM88 148V147H87ZM102 148V147H101ZM108 148V147H107ZM28 150H30L29 149V147L27 148ZM128 149V148H127ZM130 149V148H129ZM149 149V148H148ZM179 149H181V148H179ZM186 149V148H185ZM18 150V149H17ZM23 150V149H22ZM70 150V149H69ZM100 150V149H99ZM126 149H124V151H125ZM167 150V149H166ZM168 150H170V149H168ZM182 150V149H181ZM190 151H191V148L189 149ZM27 151V150H26ZM71 151V150H70ZM74 151V150H73ZM104 151V150H103ZM121 151H122V149H121ZM127 151V150H126ZM150 150H148L147 151V153L149 152ZM20 152V151H19ZM19 152H18V154H19ZM29 152H31V150L29 151ZM177 152V151H176ZM197 152V151H196ZM69 153V152H68ZM87 153H88V151H87ZM130 153H132V152H130ZM25 154V155H26ZM37 154V155H36ZM125 154V153H124ZM129 154V153H128ZM149 154V153H148ZM172 154V153H171ZM175 154V153H174ZM205 154V153H204ZM15 155V156H14ZM22 155H23V152H22ZM21 155V156H22ZM24 155V156H25ZM80 155V154H79ZM78 155V156H79ZM110 155V154H109ZM130 155V154H129ZM23 156V157H24ZM38 156V157H37ZM69 156V155H68ZM169 156V155H168ZM22 157V158H23ZM45 157V156H44ZM54 157V156H53ZM57 157V156H56ZM80 157V156H79ZM81 157H83V156H81ZM80 157V158H81ZM114 157V156H113ZM127 157V156H126ZM126 157H125V159H126ZM148 157V156H147ZM166 157H167V155H166ZM47 158H49V157H47ZM52 158V157H51ZM80 158H76L77 160L76 161H78V160H80ZM102 158V157H101ZM145 158H146V156H145ZM153 158V157H152ZM212 158V157H211ZM25 159H26V157H25ZM24 159V160H25ZM53 159H55V158H53ZM62 159V158H61ZM71 159L74 161V158H72L71 157ZM124 159V158H123ZM206 158H204V160H205ZM214 160L216 159V158H213ZM30 160H32V163H31V161ZM42 160V161H41ZM47 160V159H46ZM81 160H82V158H81ZM166 160V159H165ZM173 159L171 158V161H172ZM203 160V161H204ZM213 160V161H214ZM98 161V160H97ZM113 161H114V159H113ZM124 161V160H123ZM126 161V160H125ZM129 161V160H128ZM134 161V160H133ZM202 161V160H201ZM213 161H210L209 163H208V161H207V163H208V165H207V167H206V165H205V167H206V172L208 173V174H210L211 172H212V169H213ZM25 162V161H24ZM53 162H55L54 160L53 161H51L50 163H51V165L53 166ZM60 162V161H59ZM58 162V159H57V163H59ZM80 162H82V161H80ZM79 162V163H80ZM106 162V161H105ZM104 162V163H105ZM136 162V161H135ZM145 162V161H144ZM206 162V161H205ZM30 163V164H29ZM50 163H48V165L50 164ZM57 163H55V165L56 166H58L57 165ZM102 163V162H101ZM108 163V162H107ZM106 163V164H107ZM111 163V162H110ZM114 163V162H113ZM147 163V162H146ZM168 163L169 162H167L166 164L168 165ZM202 163V162H201ZM206 163V164H207ZM32 164V165H31ZM43 164H44V166H43ZM83 164V162L81 163V165ZM103 164V163H102ZM124 164V163H123ZM133 164V163H132ZM166 164H165V166H166ZM170 165H172L171 163H169ZM35 165H37V166H35ZM51 165H50V167H51ZM79 165V164H78ZM80 165V166H81ZM109 165V164H108ZM112 165V164H111ZM169 165V166H170ZM175 164H173V166H174ZM244 165V164H243ZM21 166V167H20ZM24 166H25V169H26V167H27V169L26 170H28V171H30V173H34L35 175L33 176L32 174H30V175H32L33 176V179H28V180H25V184L24 185H22L21 184V181H22V177H21V179H17L18 177H20V176H25V173L24 172H22V171H20L21 169H22V167L24 168ZM56 166H54V167H56ZM64 166V165H63ZM83 166V165H82ZM84 166H86V163H85V165ZM122 166V165H121ZM177 166V165H176ZM238 166V165H237ZM38 167V168H37ZM47 168H48V166H46ZM59 167H62V166H58V167H56L57 169H56V171H54V176H55V181H56V179L60 182V181H62L61 180V176L62 175H65V174H63L67 169H64V172L62 171L63 170V168H65V167H62V169L61 170H59L60 168ZM98 169H99V166H96ZM102 167V166H101ZM110 167V165L109 166H107V168H109ZM132 167H133V165H132ZM137 167V166H136ZM138 167H139V165H138ZM172 167V166H171ZM215 167V166H214ZM21 168V169H20ZM52 168V169H51ZM50 169L52 170H50L49 168H48V170H50V172L51 173H53V169L55 170V168H53V167H51ZM92 169H93V167H91ZM165 168V167H164ZM174 167H172V169H173ZM212 168V169H211ZM234 168H236V167H234ZM242 168V167H241ZM87 169H88V167H87ZM104 169V168H103ZM113 169V168H112ZM111 169V170H112ZM117 169V168H116ZM166 169V168H165ZM168 169V170H167ZM165 171L168 173L169 172V167L167 168ZM171 169V168H170ZM171 169V171L172 172H169L168 173V175L167 174H165L166 172L163 170V172H165L164 174L165 175H167L166 176V178H164L163 177V179H165V181H164V183L163 182H161L162 184H160V182H159V184H158V197H157V199L159 200V197H161L162 199H163V197L165 198H167L168 197V195H169V193H171L170 195H172L173 197L171 198V199H169L168 198V200L169 201H167L166 202V204L167 205H169L168 207H167V205L166 204H164V205H162V209L161 208H159V209H161V210H158L159 211V214L158 215H156V216H160L161 215V217L160 218H158L160 221L159 222H161V226L159 227V229L160 228H162V230L160 231L159 230V234H160V236L158 237L159 239H160V241H159V244H158V247H159V245L163 248V253H164V255H163V264H243L244 263V261H242V260H244V259H240L241 257L242 258H245V257H243L242 255H240V256H238V257H240V258H237V255H233L235 252H234V250H232V249H227L226 247H228V245L225 247V249H227L226 251H230L231 252V250H232V253L233 254H230L229 256H224V258H222V257H220V255H217L216 256V258L215 259H211L210 257V254H211V251H210V253L208 252L209 250H211V249H209L210 247H211V245H213L214 243L216 244H214L213 245V249H215V246L217 247V249H219L218 248V246H221V245H218L217 243H216V241H214V243H213V239H214V234L215 233H217L216 231L214 232V230H212L213 232H214V236H213V238H212V234H210L211 235V238H212V240H211V238L210 237H207L208 235V233L205 235L204 234V232L206 233V231L207 230H205V231H203L202 232V229L204 230L205 228H206V226L204 225V227L205 228H202L201 230H200V228H201V226L202 225H199L198 226V224H197V226H195L193 223H195V222H192V224H190V221H192V220H190L189 221V223H188V218L187 217H190L191 216V213H192V211L191 212H189L190 213V215L188 214V211H185V210H189V209H191V208H188L189 206V204H190V202H187L188 201V199H186L185 197H187V196H185V188H182L181 187V185H182V183L180 182V179L179 178H181L180 176H177V175H179V174H177V172H175L176 170L178 171L179 169H176V170H172ZM217 169V168H216ZM247 169V168H246ZM47 170V171H48ZM80 170H81V167H80ZM83 170H84V168H83ZM90 170V169H89ZM89 170H85V171H88V172H90ZM102 170V169H101ZM110 170V171H111ZM114 170V169H113ZM120 170V169H119ZM236 170V169H235ZM23 171H24V169H23ZM37 171V170H36ZM47 171L45 172L46 174H47ZM58 171H62V175H61V172H59L58 173ZM68 171V170H67ZM84 171V173L82 174L83 176V179L81 178V176H79L81 173H79V175H78V178H81L82 180H83V182L84 183H86V184H92V181H98V177L96 178V179H94V177H96L97 176V174H99V173H97V169H96V172H95V175H93V173L90 175L88 172L86 173ZM104 171L106 172V174H107V172L110 174V173H114L113 171L112 172H109V170H106V169H104ZM115 171V170H114ZM26 172V171H25ZM78 172V171H77ZM77 172H75V181L77 180V175H76V173ZM100 172V171H99ZM122 172V171H121ZM121 172H119V173H121ZM125 172V171H124ZM205 172V171H204ZM215 172V171H214ZM240 172V171H239ZM44 173V174H45ZM48 173H49V171H48ZM101 173H102V171H101ZM116 173V172H115ZM118 173V172H117ZM123 173V172H122ZM130 173V172H129ZM181 173V172H180ZM183 173V172H182ZM234 173V172H233ZM248 173V172H247ZM38 174H40V173H38ZM70 174H71V171H70ZM108 174V175H109ZM213 174V173H212ZM53 175H51V177L53 176ZM68 175V176H67ZM67 175H65L64 176V178H66V179H64V180H67V177H69V174H67ZM104 175H105V173H104ZM111 175V174H110ZM114 175H116V174H113V176ZM118 176H119V174H117ZM123 175V174H122ZM125 175V174H124ZM165 175H162V176H165ZM183 175V174H182ZM234 175V174H233ZM251 175V174H250ZM28 177H29V175H27ZM67 176V177H66ZM100 176H103V174L102 175H100ZM121 176V175H120ZM127 176V175H126ZM130 176V175H129ZM184 176V175H183ZM208 176V175H207ZM210 176V175H209ZM221 176V175H220ZM230 177H233V176H231V175H229ZM43 177V178H42ZM71 178V180L73 181L74 179H73V177H74V173H73V176H70ZM105 177H107L106 175H105ZM112 176H109V178L108 179H112V181L116 178L115 176V178L114 177H112ZM226 177V176H225ZM228 177V176H227ZM226 177V178H227ZM254 177V178H255ZM25 178V177H24ZM123 178V177H122ZM122 178H120V179H122ZM127 178V177H126ZM210 178V177H209ZM223 178V177H222ZM15 179H17V180H19V182H16L15 181ZM54 179H52V180H54ZM102 180H100V177H99V180L101 181V183H99V185L100 186H102V188H104V189H106V187H108V189H109V187H110V189H112L111 188V184L109 185V182H108V180L107 179H105L104 178V176H103V178H101ZM119 179V178H118ZM119 179V180H120ZM124 179V178H123ZM178 179H179V181H178ZM184 179H185V176H184ZM187 179V178H186ZM21 180V181H20ZM51 180V179H50ZM71 180H69V181H71ZM162 180V179H161ZM189 180V179H188ZM68 181V182H69ZM75 181H73L72 183H74ZM81 180H79V182H80ZM115 181H116V179H115ZM124 181H125V179H124ZM126 181H127V179H126ZM163 181V180H162ZM182 181H183V179H182ZM3 182L8 186V190H10V189H12L13 190V188H10L9 187V184H8V178L6 177V180L4 179L3 180ZM2 181H0V204L3 206V204H4V191L2 190V187H4V183H3ZM68 182H64V181H62V183L61 184H67ZM82 182V181H81ZM114 182V181H113ZM112 182V183H113ZM121 182L123 183V180H121ZM120 182V183H121ZM136 182V181H135ZM186 182H188V181H186ZM190 182V181H189ZM188 182V183H189ZM255 182V181H254ZM20 183V184H19ZM71 183V182H70ZM71 183V184H72ZM97 183V182H96ZM122 183H121V186H122ZM127 183V182H126ZM57 184V183H56ZM60 184V185H61ZM75 184V183H74ZM82 184V183H81ZM125 184V183H124ZM253 184V183H252ZM255 184V183H254ZM46 185V186H45ZM59 185V183H58V185H56V186H58V188H61V187H63V185H61L60 186ZM82 185H84V186H86L85 184H82ZM95 187H97V186H99L98 184H97V186H96V184H95V182H94V184H93ZM116 185V184H115ZM115 185H114V187H115ZM126 185H128V184H126ZM223 185V184H222ZM221 185V186H222ZM258 185H261V184H258ZM263 185H264V183H263ZM262 185V186H263ZM35 187V189H39V191L37 192L35 189H34V187ZM60 186V187H59ZM66 186H69V188L67 187V188H65ZM64 188L65 189H70L71 188V186H75V185H69V183H68V185H66ZM129 186V185H128ZM185 186H187V185H185ZM113 187V186H112ZM89 188H91V187H89ZM101 187H99V190H102V188L100 189ZM131 188H132V185H131ZM133 188H135L134 187V184H133ZM192 188V187H191ZM224 188V187H223ZM115 189V188H114ZM113 189V190H114ZM125 189V188H124ZM127 189V188H126ZM187 189V188H186ZM50 190H52V189H50ZM62 190H63V188H62ZM74 190V193H75V195H76V192H75V189H73ZM144 190V189H143ZM181 190V191H180ZM225 190V189H224ZM229 190V189H228ZM228 190H226L227 192H228ZM21 191H24V194L27 196V198H26V196H24V194H22V192ZM106 191H107V189H106ZM136 191V190H135ZM133 192V194L134 193H136L137 194V192ZM150 191V190H149ZM148 191V192H149ZM185 191V192H184ZM191 191V190H190ZM194 191H196V190H194ZM20 192H21V194H20ZM42 192V193H41ZM104 192V191H103ZM110 192H111V190H110ZM180 192L182 193L183 192V194H184V200H187L186 202L187 203H189V204H186V202L184 201V203H185V205H184V203H183V198H182V196L181 195H183V194H181L180 195ZM198 192V196H200L199 194V190L197 191ZM44 193V194H43ZM90 193H91V191H90ZM92 193H95V192H93L92 191ZM98 193V192H97ZM117 193V192H116ZM115 193V194H116ZM122 193H123V191H122ZM124 193H126V190H125V192ZM123 193V194H124ZM132 193V191H130V194ZM142 193V192H141ZM150 193V192H149ZM19 194V199H16V197H17V195ZM65 194V193H64ZM87 194V193H86ZM99 194V193H98ZM122 194V195H123ZM128 194V193H127ZM136 194H135V196H136ZM190 194V193H189ZM77 195H78V193H77ZM90 195V194H89ZM94 195H96V194H94ZM94 195H92L93 197H94ZM111 195H112V193H111ZM138 195V194H137ZM146 195V194H145ZM145 195H144V198H145ZM161 195V196H160ZM21 196V197H20ZM22 196H24L23 197V200H21L22 199ZM82 196H83V194H82ZM149 196V195H148ZM155 196V195H154ZM163 196V197H162ZM196 196V195H195ZM205 196V195H204ZM87 197H89V196H87ZM97 197V196H96ZM100 197V196H99ZM102 197H103V195H102ZM138 197V196H137ZM153 197V196H152ZM151 197V198H152ZM189 197H192V192H191V194H190V196ZM197 197V196H196ZM202 198H203V195L201 196ZM227 197V196H226ZM226 197L224 198V199H226ZM90 198V197H89ZM92 198V197H91ZM90 198V199H91ZM161 198H160V200H161ZM166 198L164 199V200H166ZM176 198H179V199H177L176 200ZM198 198V197H197ZM200 198V197H199ZM206 198V197H205ZM221 198V200H222V197H220ZM29 199V198H28ZM72 199V200H71ZM90 199H88V201L90 202L91 200ZM95 199V198H94ZM97 199V198H96ZM100 199H103V198H100ZM110 199V198H109ZM112 199V198H111ZM120 199V200H119ZM135 199H136V197H134V195H125V196H123L122 198H119L118 197V199L117 200H119V204L118 205H120V208L118 207V212H116L115 213V211H114V213L115 214H117L118 215V213L120 214V215H118V217H117V215L115 216V214H114V216L115 217H117V218H114V219H117V221H119L118 220V218H121L120 216L122 215L121 214V212L124 214V216L126 215L125 213H124V211L125 210H128V208H129V213H131L132 212V210L131 209H133V210H138L139 208H137L138 206H137V202L135 203ZM143 199V198H142ZM157 199L155 198L154 199V197H153V200L155 201V204L157 203L156 201H157ZM191 200L193 199V197L192 198H190ZM230 200H236V198H229ZM241 199V201H242V198H240ZM240 199H239V201H238V203H240ZM18 200V201H20L19 203L17 202V203H15L16 201ZM116 200V203H118V201ZM141 200V199H140ZM152 200V201H153ZM197 200H199V199H197ZM206 200H208V198L206 199ZM214 201H215V199H213ZM211 201V202H214V201ZM220 200V199H219ZM219 200H218V202L217 203H219ZM246 200V199H245ZM248 200V199H247ZM251 200H253V199H251ZM13 201H15L14 203H13ZM94 201V200H93ZM100 201H102V200H100ZM106 201V200H105ZM143 201H145V200H143ZM149 201H150V199H149ZM152 201H150V203L152 202ZM193 201V200H192ZM237 201V200H236ZM31 202H29L28 203V205L31 203ZM92 202V201H91ZM91 202H90V205H91ZM146 202V201H145ZM160 202V201H159ZM161 202H162V200H161ZM160 202V203H161ZM165 202V201H164ZM168 202H169V204H168ZM194 202V201H193ZM200 202V201H199ZM202 202V201H201ZM210 202V201H209ZM230 202V201H229ZM244 202V201H243ZM248 202H249V200H248ZM254 203H256L255 201H253ZM60 203L61 204H64V207H66V208H64L63 207V205L61 206V209H63V211H61L60 210ZM153 203V202H152ZM151 203V204H152ZM159 203V204H160ZM195 203V202H194ZM204 203V202H203ZM205 203H208L207 201L205 202ZM215 203H216V201H215ZM224 202H222V201H220V205L221 204H223ZM227 203V205H228V202H226ZM233 203V202H232ZM251 203V202H250ZM258 203V202H257ZM80 204V203H79ZM105 204V203H104ZM136 204V205H135ZM139 204V203H138ZM147 205H148V202L146 203ZM149 205L150 206V209L149 210H151L150 211V213H152V211H153V206L155 205ZM158 204V205H159ZM193 204V203H192ZM210 204V203H209ZM234 204H236V207H237V203H234ZM242 203H240V205H241ZM245 204V203H244ZM253 204V203H252ZM31 205V204H30ZM88 205V204H87ZM90 205H89V207H90ZM96 205V204H95ZM98 205V204H97ZM112 205V204H111ZM114 205V204H113ZM134 205V206H133ZM141 205V204H140ZM146 205V206H147ZM165 205H166V207H165ZM195 205H197V203L195 204ZM211 205V204H210ZM219 205V204H218ZM224 205H225V203H224ZM227 205H225L226 207H227ZM249 205V204H248ZM247 205V206H248ZM258 205V204H257ZM260 205V204H259ZM1 206V207H2ZM15 206H14V208H15ZM131 206L133 207V208H131ZM144 206H145V204H144ZM148 206V207H149ZM151 206H152V208H151ZM159 206H161V205H159ZM192 206V205H191ZM199 206H202V205H199ZM204 206V205H203ZM222 206V205H221ZM233 206V205H232ZM239 206V205H238ZM246 206V205H245ZM251 206V205H250ZM255 205H253V207H254ZM261 206V205H260ZM259 206V207H260ZM91 207H93V205L91 206ZM103 207V206H102ZM135 207V208H134ZM142 207V205L140 206V208ZM155 207V206H154ZM170 207V208H169ZM186 209H185V208ZM196 207H198V205L196 206ZM196 207H195V211H198V215H200L201 214V216L202 217H204V216H206L205 214H204V212H205V210H204V212H203V210H201V208L202 207H200V210H201V212L199 213V210H197L196 209ZM217 207V205L215 206V208ZM230 207H231V203H230ZM249 207V206H248ZM67 208H69L70 210H69V212H68V210H66ZM78 208V207H77ZM76 208V210H78ZM104 208V207H103ZM114 208L116 209V207H115V205H114ZM114 208H113V210H114ZM144 208V207H143ZM142 208V209H143ZM157 208V209H158ZM167 208V210L169 209V211L171 210V215L172 214H175V216H174V218H175V220H173V218H172V220L173 221H175V222H171V217L168 215L167 216V214H166V211H165V209ZM207 208V207H206ZM205 208V209H206ZM223 208H225V207H223ZM233 208L235 209V207L233 206ZM250 208V207H249ZM255 208V207H254ZM19 209H20V207H19ZM22 209V208H21ZM79 209H80V207H79ZM142 209H140L141 210V213H142ZM147 209V208H146ZM145 209V210H146ZM157 209H156V211L154 212V214H156V212H157ZM212 208H210V210H211ZM222 209V208H221ZM220 209V210H221ZM226 209V208H225ZM225 209H223V211L225 210ZM229 209V208H228ZM227 209V211H229ZM253 209V208H252ZM260 209H263V206H262V208H260ZM24 210V209H23ZM33 210V209H32ZM58 210V212H56ZM65 210V211H64ZM76 210H75V212H76ZM136 210V211H137ZM144 210V209H143ZM148 210V209H147ZM184 210V213L182 212ZM207 210V209H206ZM219 210V209H218ZM257 210V209H256ZM259 210V209H258ZM60 211H61V213H62V215H64L65 216V218H66V216H68V217H72V220H69L68 222H69V225L71 226H69L68 225V227L66 226L68 223H67V221H66V223L67 224H63L62 222H63V220L65 219H62V222H61V219H59V218H54L55 217V215L57 216V213H60ZM105 211V210H104ZM103 211V212H104ZM107 211H109V210H107ZM107 211H105V212H107ZM226 210H225V212H227ZM25 212H26V210H25ZM28 212V211H27ZM27 212L25 213V215H27ZM33 212V211H32ZM35 212V211H34ZM55 212H56V214H55ZM65 212L68 214V215H66L65 214ZM94 212V211H93ZM102 210L100 211V214L102 215ZM126 212V211H125ZM128 212H126V213H128ZM138 212V211H137ZM140 212V211H139ZM173 212V213H172ZM187 212V215H189V216H184L185 215V213ZM213 212V211H212ZM212 212H211V216H210V219L213 217L212 216ZM219 212V211H218ZM13 213V212H12ZM36 213V212H35ZM77 214H78V211L76 212ZM91 213V212H90ZM89 213V214H90ZM95 213V212H94ZM93 213V214H94ZM109 213V212H108ZM128 213V214H129ZM169 213V212H168ZM220 213V212H219ZM30 215H33L32 213H29ZM36 214H38V213H36ZM36 214H34L35 216H37ZM39 214H38V216H39ZM76 214V215H77ZM83 214V213H82ZM92 214V215H93ZM110 214H111V212H110ZM109 214V215H110ZM138 214V213H137ZM142 214H144V213H142ZM142 214H139V215H142ZM145 214H147V211H146V213ZM144 214V215H145ZM149 214V213H148ZM153 214V213H152ZM153 214V215H154ZM194 215H192L191 217H193V216H195V213H193ZM202 214H204V216L202 215ZM213 214H214V212H213ZM86 216H89L88 214H85ZM95 215V214H94ZM106 215V214H105ZM104 215V217L106 218V216ZM135 215V217H136V213L134 214ZM138 215V216H139ZM229 215H230V212H229ZM256 215V214H255ZM42 216H44V215H42ZM85 216V217H86ZM98 216V215H97ZM126 216H128V219H129V217L131 216H129V215H126ZM137 216V217H138ZM146 216V218H147V216L149 217L150 216V214L149 215H145ZM144 216V217H145ZM152 216V215H151ZM197 216V215H196ZM209 216V215H208ZM215 216H218V214L217 215H215ZM226 216V215H225ZM263 216H264V214H263ZM18 217V216H17ZM54 219H53V218ZM60 217H61V215H60ZM67 217V218H68ZM76 217V216H75ZM91 217V216H90ZM89 217V218H90ZM99 217V216H98ZM133 217L134 216H132L131 217V223L133 224ZM142 217L143 216H139L137 219L139 220V218H141L142 219ZM153 217V216H152ZM152 217H151V219H152ZM173 217V216H172ZM190 217V218H191ZM198 217V216H197ZM196 217V218H197ZM200 217V216H199ZM207 217V216H206ZM220 217V216H219ZM227 217H228V214H227ZM257 217V216H256ZM260 217H262L261 215H260ZM25 218H27V217H25ZM37 218H39V217H37ZM42 218V217H41ZM41 218H39V219H41ZM45 217H43V219H44ZM67 218L65 219V220H67ZM77 218H78V215H77ZM88 220L87 221H89V218L88 217H86ZM94 218V217H93ZM93 218H90V221H91V219H93ZM99 218H101V217H99ZM146 218H144V219H146ZM209 218V217H208ZM207 218V220H209ZM214 218V217H213ZM212 218V219H213ZM218 218V217H217ZM232 220H231V219ZM229 219L231 220V222H234L233 224H235L236 223V226H241L240 228H243L244 227V225L245 226H247L246 224H243L242 222H241V219L240 218H237V217H230ZM252 218V217H251ZM255 218V217H254ZM254 218H252V219H254ZM264 218V217H263ZM18 219V218H17ZM39 219H37V220H39ZM47 219V218H46ZM50 219V221H52ZM59 219V220H58ZM98 219V218H97ZM96 219V220H97ZM103 219V218H102ZM108 219V218H107ZM122 219H124V218H122ZM127 219V221L129 222L130 221V219L128 220ZM148 220V224H149V222L150 221H152V220H150V218H147ZM200 219H202L201 217H200ZM206 219V218H205ZM216 219V218H215ZM219 219V218H218ZM217 219V220H218ZM221 219V218H220ZM22 220V219H21ZM20 220V221H21ZM27 220H29V218L27 219ZM33 220V219H32ZM35 220V219H34ZM42 220V219H41ZM49 220V219H48ZM83 221H84V219H82ZM86 220V219H85ZM95 220V219H94ZM94 220L92 221L93 222V225L92 224H90V225H92V226H94ZM101 220V219H100ZM137 220V221H138ZM198 220H199V218H198ZM197 219H196V221H198ZM216 220V221H217ZM258 220H259V218H258ZM261 220V219H260ZM19 221V220H18ZM24 221V220H23ZM26 221V220H25ZM71 221L74 223H71ZM117 221L116 222H114V225H116V223H117ZM124 221V220H123ZM127 221H124V223H122L121 222V224L119 223V227L117 226V227H115L114 229H115V231H116V229H120L121 230V228H122V226H124V225H126V222ZM142 221V220H141ZM140 221V222H141ZM146 220H144V222H145ZM158 221V220H157ZM194 221V220H193ZM202 221V220H201ZM203 221H205L206 223L208 222V221H206V220H204L203 219ZM202 221V222H203ZM225 221V220H224ZM250 221V220H249ZM248 221V222H249ZM254 221H255V219H254ZM254 221H252L251 220V224H252V222H254ZM34 222V221H33ZM39 222H40V220H39ZM44 222V221H43ZM45 222H46V220H45ZM44 222V225H45V227H46V225L48 224V222H46L45 223ZM52 222V225L55 223H53ZM104 222V221H103ZM102 222V223H103ZM106 222V221H105ZM111 222V221H110ZM143 221L141 222V223H144ZM156 222V221H155ZM209 222H210V220H209ZM212 222V221H211ZM218 222H219V220H218ZM221 222V221H220ZM230 222V221H229ZM257 222V221H256ZM261 222V221H260ZM263 222V221H262ZM262 222H261V225H262ZM26 222H24V225H26L27 226V224H25ZM28 223H29V221H28ZM51 223V222H50ZM49 223V224H50ZM65 223V222H64ZM71 223V224H70ZM76 224V228H82V226L84 225L83 223V225H81V224ZM84 223H85V221H84ZM91 223V222H90ZM99 223L100 222H98V223H96L97 225H99ZM117 223V224H118ZM131 223H130V227H129V230H130V228H132L133 227V225H132V227H131ZM134 223H135V221H134ZM146 223V222H145ZM144 223V225H146ZM199 223L200 224H202L201 222H200V220H199ZM205 223V224H206ZM226 223V222H225ZM244 223H246L245 221H244ZM34 225H36V223H33ZM39 224V223H38ZM109 224V223H108ZM123 224V225H122ZM139 224V223H138ZM151 224V223H150ZM155 224L156 223H153V224H151L150 226H149V232H151L152 230H153V228H154V226H155ZM203 224H204V222H203ZM210 224V223H209ZM212 224V223H211ZM210 224V225H211ZM223 224V223H222ZM230 224V223H229ZM259 225H260V223H258ZM41 225H42V223H41ZM81 225V226H80ZM86 225L88 226V222L86 223ZM89 225V226H90ZM96 225V226H97ZM107 225V224H106ZM111 224H109V226H110ZM139 225H141L140 227L141 228H145L144 227V225H142V224H139ZM139 225H137V228H138V226ZM153 225V226H152ZM213 225V224H212ZM214 225H215V223H214ZM220 225V224H219ZM231 225L232 224H230L229 226L231 227ZM254 226L256 225V224H253ZM67 227V228H65V227ZM88 226V227H89ZM128 226H129V223H128ZM146 226H148V225H146ZM158 226V225H157ZM223 226H225V225H223ZM252 226V225H251ZM253 226V227H254ZM33 227V226H32ZM31 227V228H32ZM36 227H38V226H36ZM43 227V226H42ZM52 227V226H51ZM56 227H53V231H54V233H55V231H58V230H55V228ZM102 227H104L103 226V224H102ZM110 227H112V225L110 226ZM109 227V228H110ZM156 227V226H155ZM215 227H216V225L214 226V228L213 229H215ZM235 227V226H234ZM259 227V226H258ZM257 227V228H258ZM261 227V226H260ZM75 228V226H74V228L73 229H76ZM98 228H100V226L98 227ZM140 228V229H141ZM209 228V227H208ZM207 228V229H208ZM219 228V227H218ZM221 228V227H220ZM219 228V229H220ZM245 228V230H246V227H244ZM256 228V227H255ZM25 229V228H24ZM34 229V228H33ZM32 229V230H33ZM38 229H39V227H38ZM42 229H44L45 230V228H42ZM52 229V228H51ZM57 229V228H56ZM67 229V230H66ZM70 229V230H69ZM72 229V231H74ZM85 229H87V227L85 228ZM91 229H93V231H94V228H90V229H88L89 230V232L88 231H86L87 233H91L90 232V230ZM111 229H113V228H111ZM147 229V230H148ZM212 229V228H211ZM222 229V228H221ZM231 229V228H230ZM236 229V228H235ZM252 229V228H251ZM251 229H250V231H251ZM261 229V228H260ZM40 230V229H39ZM47 230H48V227H47ZM59 230V231H60ZM128 230V229H127ZM128 230V231H129ZM134 229H132V231H133ZM137 230V229H136ZM145 230V229H144ZM143 229L142 230H140V231H144ZM223 230V229H222ZM227 230H228V227H227ZM227 230H225V232L227 231ZM241 230V229H240ZM247 230H248V227H247ZM256 230V229H255ZM36 231V230H35ZM50 231V230H49ZM53 231H50V232H53ZM64 231H62L63 232V234L65 235L66 233L64 232ZM72 231H71V235H72ZM85 231V230H84ZM84 231H80L79 233L77 232V238H79V236L81 235L80 233H83ZM92 231V230H91ZM92 231V232H93ZM97 230H96V227H95V233H97L96 232ZM110 231V230H109ZM114 231V232H115ZM131 231V230H130ZM131 231V232H132ZM138 231V230H137ZM136 231V232H137ZM208 231H209V229H208ZM207 231V232H208ZM219 231V230H218ZM224 231V230H223ZM233 231V230H232ZM236 231H237V229H236ZM236 231H234V232H236ZM249 231V232H250ZM253 231V230H252ZM33 232V231H32ZM42 234L43 233H47V231L45 230V231H40ZM50 232H48V233H50ZM126 232V233H125ZM125 234L126 235H128L127 234V231L125 230ZM130 232V234H132ZM146 231H144V233H145ZM148 232V233H149ZM210 232H211V230H210ZM209 232V233H210ZM239 232V231H238ZM241 232V231H240ZM247 232L248 231H246V234H247ZM255 232H257V231H255ZM36 233V232H35ZM41 233L39 234L38 233V235H41ZM111 233V232H110ZM120 233H122V232H120ZM119 233V234H120ZM134 233V232H133ZM147 233V234H148ZM212 233V232H211ZM223 233V235H224V232H222ZM228 233L230 234V230L228 231ZM227 233V234H228ZM245 233V232H244ZM250 233H252V232H250ZM250 233H248V234H250ZM53 235V233H50L49 235ZM57 234V233H56ZM80 234V235H79ZM93 234V233H92ZM92 234H90V236L92 235ZM98 234V233H97ZM114 234V233H113ZM112 234V235H113ZM226 234V233H225ZM226 234V235H227ZM235 233H232L231 234V236H232V238H233V242L235 243L236 242V246H238L236 249H237V251L238 250H240V251H243V250H245V251H243V252H248V256L245 258V259H248L249 261H251V262H253L255 259L253 258L254 257V255H250V251H254L253 249L252 250H250L252 247H253V245H258V244H254L253 243V245H252V247L250 248V246H249V244H246L247 242H245L244 241V239H238L235 235H234ZM256 234V233H255ZM254 233H253V235H255ZM37 235V234H36ZM37 235V236H38ZM48 235V237H46L47 236V234H44V236L42 235L41 237H42V239H44L43 237H45V238H48L49 240L51 239L50 238V236ZM62 234H57L56 236H57V238H59V236L61 237V240H59V241H61L60 243H59V241H57L58 239L56 238H52L51 239V241H54V243L57 241V243H55V245L56 244H60L62 247L63 246H65L70 240H74V236H71L68 240H67V243H63V240L66 238L67 239V236L65 235L64 237L65 238H63V236H61ZM67 235H69V234H67ZM85 235V233H83V236ZM87 235V237H89L88 235L89 234H86ZM86 235H85V237H86ZM115 235V234H114ZM125 235V236H126ZM138 235H139V231H138ZM137 235V236H138ZM209 235V236H210ZM216 235H218V234H216ZM222 235V236H223ZM226 235H224L225 237H227ZM54 236H55V234H54ZM83 236H82V238H83ZM95 237L97 236L98 237V235H94ZM93 235H92V237H94ZM119 236V235H118ZM120 236H121V234H120ZM119 236V237H120ZM122 236L125 238V236H124V234H122ZM134 236H136V234L134 235ZM133 236V237H134ZM136 236V237H137ZM148 236V235H147ZM221 236V237H222ZM243 236H245V234L243 235ZM248 236V235H247ZM264 236V235H263ZM8 237H10V236H8ZM87 237H86V239H85V241H87ZM92 237H91V239H92ZM94 237V238H95ZM108 237V236H107ZM114 237V236H113ZM127 237V236H126ZM151 237H154V236H152L151 235ZM151 237H149V238H151ZM161 237V238H160ZM221 237L219 236V238L221 239ZM229 237V236H228ZM246 237V236H245ZM250 237V236H249ZM249 237H247V238H249ZM255 237V236H254ZM7 238V237H6ZM11 238V237H10ZM33 238H34V236H33ZM36 238V237H35ZM76 238V243L80 240V239H77ZM80 238H81V236H80ZM93 238V242H94V246H93V249H95V247H97L98 248V246L96 245L95 246V244H98L97 243V240L95 241V239ZM109 238V237H108ZM124 238H122L123 240H124ZM129 238H130V236H129ZM128 238V239H129ZM141 238V237H140ZM157 238V237H156ZM230 239H231V237H229ZM256 238V237H255ZM254 238V239H255ZM264 238V237H263ZM31 239V238H30ZM41 239V240H42ZM47 239V240H48ZM63 239V240H62ZM65 239V240H66ZM110 239V238H109ZM125 239H127V238H125ZM127 239V240H128ZM146 239V238H145ZM152 239V238H151ZM218 238H216V240H217ZM219 239V240H220ZM225 239V238H224ZM228 239V238H227ZM230 239H228V240H230ZM251 239V238H250ZM11 240V239H10ZM46 240V239H45ZM48 240V244H49V246H51L50 244L51 243H49L50 241ZM56 240V241H55ZM72 240V242L73 243H75L74 241ZM83 240V239H82ZM112 240V239H111ZM122 240V241H123ZM131 240V239H130ZM132 240H133V238H132ZM136 240V239H135ZM209 240L210 241H212V242H209ZM215 240V239H214ZM22 241V240H21ZM24 241V240H23ZM22 241V242H23ZM28 241H30L29 240V238H28ZM32 241H34V240H32ZM38 241H40V238H39V240ZM121 241V240H120ZM119 241V242H120ZM145 241V240H144ZM156 241H157V239H156ZM248 242H251V241H249V240H247ZM253 241V240H252ZM257 241V240H256ZM264 241V240H263ZM263 241H262V243H263ZM16 242V241H15ZM31 242V241H30ZM42 242H44L43 240H42ZM66 242V241H65ZM80 242H83V241H80ZM96 242V243H95ZM124 242H126L125 240H124ZM138 242H140V241H138ZM225 243H226V240L224 241ZM228 242V241H227ZM255 242V241H254ZM28 243V242H27ZM32 243V242H31ZM53 243V242H52ZM71 242H69L68 244H70ZM73 243L72 244H70L71 246L73 245ZM84 243V242H83ZM87 242H85L84 243V247L85 248H81L79 245H77L75 248L76 249H74V251L76 250L77 251V249L80 251V253H82L83 254V252L84 253H86L89 249H87V247L86 246H88V247H90V245L87 243V245H85ZM115 243V242H114ZM113 243V244H114ZM134 243V242H133ZM132 243V244H133ZM209 243H212L211 245L209 244ZM221 243V242H220ZM224 243V244H225ZM252 243V242H251ZM20 244V243H19ZM23 244V243H22ZM25 244V243H24ZM37 244H39V242H36V245ZM82 244V243H81ZM121 243H119V245H120ZM222 244V243H221ZM228 244H231V243H228ZM15 245V244H14ZM26 245V244H25ZM28 245V244H27ZM30 245V244H29ZM40 245V244H39ZM42 245H46V244H42ZM101 245V244H100ZM128 244H126V246H127ZM134 245V244H133ZM137 245V244H136ZM147 245V244H146ZM151 244L149 243V246H150ZM223 245V244H222ZM226 245V244H225ZM234 245V244H233ZM260 245V244H259ZM59 246V245H58ZM68 246V245H67ZM102 246V245H101ZM101 246H99L100 248H101ZM131 246V245H130ZM138 246V245H137ZM154 246V245H153ZM224 246V245H223ZM30 247H32V246H30ZM34 247V246H33ZM36 247V246H35ZM38 247V246H37ZM51 247H54V246H51ZM66 247V246H65ZM70 247V246H69ZM69 247H66L65 249L67 250V248H69ZM158 247H157V249H158ZM229 247H230V245H229ZM246 247L247 248H250V249H246ZM254 247H256V246H254ZM20 248V247H19ZM43 248H45V246H42L41 247V249L42 250H44ZM46 248H48V247H46ZM45 248V249H46ZM127 248V247H126ZM130 248V247H129ZM258 248V247H257ZM262 248H263V244H262ZM60 249V248H59ZM64 249V248H63ZM82 249H84V250H82ZM87 249V250H86ZM113 249H115V248H113ZM123 249V248H122ZM138 249V248H137ZM149 249H150V247H149ZM148 249V250H149ZM152 249V248H151ZM34 250H35V248H34ZM41 250V251H42ZM47 250V249H46ZM49 250H52V249H48L47 251H49ZM98 250L100 251V249L98 248L97 250L95 249V254H96V256L98 255V257H99V254H97V253H99L98 252ZM110 250V249H109ZM133 250V249H132ZM220 250H222V249H220ZM224 250V249H223ZM30 251V250H29ZM28 251V252H29ZM39 251H40V249H39ZM40 251V252H41ZM45 251V250H44ZM53 252H54V250H52ZM51 251V252H52ZM59 251V250H58ZM63 251H65V250H63ZM97 251V252H96ZM103 251V250H102ZM101 251V252H102ZM106 251V250H105ZM108 251V250H107ZM106 251V252H107ZM119 251H121V250H119ZM131 251V250H130ZM135 251V250H134ZM133 251V253H135ZM158 251V250H157ZM219 251V250H218ZM236 251V250H235ZM52 252V253H53ZM73 251H71V252H69V253H72ZM105 252V254H108V253H106ZM112 252V251H111ZM110 252V253H111ZM125 251H123V253H124ZM129 252V251H128ZM138 252V251H137ZM149 252H150V250H149ZM149 252H145V253H147L146 255H148L149 256ZM153 252V251H152ZM156 252V251H155ZM207 252H208V254H207ZM222 252V251H221ZM220 251L218 252L219 254L221 253ZM255 252V251H254ZM260 252V251H259ZM42 253H44V252H42ZM59 253H61V252H59ZM69 253H68V256H70L69 255ZM75 253H77V252H73V256H75L74 257V259L73 260H71L72 259V255H71V259H70V257H69V260L68 261H70L71 263L72 262H75L74 260H75V258H77L76 257V255H75ZM80 253H77V255H80ZM89 253V254H88ZM87 254H83V255H85V257H87V256H89L90 255V253L91 252H88ZM103 253V252H102ZM109 253V255H114L113 253L112 254H110ZM132 253V252H131ZM162 253V252H161ZM162 253V254H163ZM223 253V252H222ZM242 253V252H241ZM252 253V252H251ZM32 254V253H31ZM66 254V253H65ZM64 254V255H65ZM125 254H127V253H125ZM125 254H123V256L125 255ZM224 254H227L226 252H224ZM53 255V254H52ZM54 255H56L57 256V254H56V251H55V254ZM64 255H59L58 254V256H59V258H58V256H57V258L60 260V257L62 256H64ZM87 255V256H86ZM108 255V256H109ZM133 256H134V254H132ZM136 255H137V253H136ZM159 255V254H158ZM213 255L214 256H212V257H215V254L213 253ZM68 256H66V257H68ZM80 256H82V255H80ZM78 257V259L80 258V261L78 262V264H81V262H83V261H81V259H83V257ZM108 256H105V259L108 257ZM156 256H157V254H156ZM250 256V257H249ZM258 256H260V255H258ZM258 256H255L256 257V259H258L257 257ZM40 257V256H39ZM46 257V256H45ZM47 257H49V256H47ZM54 257V256H53ZM84 257V258H85ZM110 257V256H109ZM107 258L108 260H110V258ZM129 257H131V256H129L128 255V258ZM139 257V256H138ZM146 257V256H145ZM154 257H155V255H154ZM263 259V261H264V256H261ZM49 258H51V257H49ZM102 257H100V259H98V264H100V261L101 260H103V258L101 259ZM120 258H121V256H120ZM127 258V259H128ZM134 258H136V256L134 257ZM147 258V257H146ZM146 258H145V260H146ZM149 258V257H148ZM250 258H252V259H254L253 261H252V259H250ZM54 259V258H53ZM62 259H64V260H66L67 258H62ZM61 259V260H62ZM87 259H89V257L87 258ZM115 259V258H114ZM125 259V258H124ZM133 261L132 262H134V260H135V263H136V261H137V258L136 259H133V257L131 258ZM209 259H211V260H209ZM56 260V259H55ZM91 260L93 261L94 259L91 257V255H90V259H89V262H91ZM108 260H106L107 262H103L104 264H107V263H109V262H113V263H111V264H116V262H114V260H112V258H111V261H108ZM118 260V259H117ZM122 260V259H121ZM139 260V259H138ZM144 260V262H147V261H145ZM149 260V259H148ZM156 260V259H155ZM154 260V261H155ZM63 261V260H62ZM67 261V262H68ZM88 261V260H87ZM115 261H116V259H115ZM124 260H122V262H123ZM131 261V260H130ZM162 261V259L160 260V262ZM56 262V261H55ZM85 262V261H84ZM129 261H127V263H128ZM138 262V261H137ZM143 262V264H145ZM153 262V261H152ZM151 262V263H152ZM157 262V261H156ZM155 262V263H156ZM61 263V262H60ZM63 263H65V262H62V264ZM121 263V262H120ZM148 263V262H147ZM155 263H153V264H155ZM158 263H159V261H158ZM255 264H260V260L259 261H255L254 262ZM57 264V263H56ZM76 264V263H75ZM85 264H86V262H85ZM89 264V263H88ZM90 264H92V263H90ZM110 264V263H109ZM118 264V263H117ZM124 264H126V263H124ZM134 264V263H133ZM245 264H248V263H245ZM264 264V263H263Z\"/></svg>", "mask_w": 264, "mask_h": 264}]
</instances>
